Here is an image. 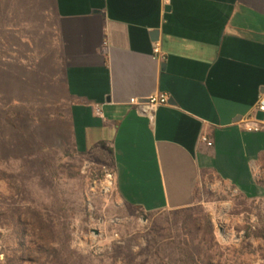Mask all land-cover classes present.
Listing matches in <instances>:
<instances>
[{
    "label": "crops",
    "instance_id": "1",
    "mask_svg": "<svg viewBox=\"0 0 264 264\" xmlns=\"http://www.w3.org/2000/svg\"><path fill=\"white\" fill-rule=\"evenodd\" d=\"M1 9L0 31L25 47L17 61L62 89L77 149L110 151L125 204L191 208L209 177L260 195L264 131L240 121L264 94V0H2ZM159 94L166 105L129 103Z\"/></svg>",
    "mask_w": 264,
    "mask_h": 264
},
{
    "label": "rangeland",
    "instance_id": "2",
    "mask_svg": "<svg viewBox=\"0 0 264 264\" xmlns=\"http://www.w3.org/2000/svg\"><path fill=\"white\" fill-rule=\"evenodd\" d=\"M24 52L15 34L0 31V264L15 256L21 262L13 264H38L47 243L60 252L47 264H173L171 248L190 214L125 204L113 187L110 151L77 149L62 89L45 72L25 70L17 61ZM254 174L259 196L209 177L192 207L199 227L210 223L220 262L264 264L263 241L246 237L264 229V157ZM10 209L21 212L20 234L17 219L6 218ZM30 213L50 230L33 228Z\"/></svg>",
    "mask_w": 264,
    "mask_h": 264
},
{
    "label": "trees",
    "instance_id": "3",
    "mask_svg": "<svg viewBox=\"0 0 264 264\" xmlns=\"http://www.w3.org/2000/svg\"><path fill=\"white\" fill-rule=\"evenodd\" d=\"M5 178V174L0 171V179ZM254 196H246V198H252ZM11 210V209H10ZM20 210V208H19ZM22 211V210H21ZM195 208L184 209L183 212L189 213V217L186 222L183 223V234L181 238L175 242V245L171 248L173 255V264H227V262H220L217 260L215 253H217L216 248L220 247L215 240L214 233L210 223L205 219L203 227H199L198 223L201 217H194ZM21 212L18 209H12L11 213L6 214V218L16 221V227L18 233L23 232V227L18 221V216ZM152 213V212H148ZM5 214V213H4ZM29 216L33 219V228H37L40 231L50 230V226L46 222L39 220L35 217V214L30 213ZM247 238L261 239L264 243V229L260 228L252 232L246 233ZM46 248L39 252V259L36 263L47 264L51 261L60 260V252L56 247L50 246L49 243ZM22 246L20 249H23ZM264 259V254H263ZM12 264L16 262H21L19 257H14L9 260ZM44 261V262H42ZM10 263V264H11Z\"/></svg>",
    "mask_w": 264,
    "mask_h": 264
},
{
    "label": "built area",
    "instance_id": "4",
    "mask_svg": "<svg viewBox=\"0 0 264 264\" xmlns=\"http://www.w3.org/2000/svg\"><path fill=\"white\" fill-rule=\"evenodd\" d=\"M153 58L156 60H163L164 54L161 50V44L159 42H155L153 45ZM168 102V97L165 94H159L157 96H152L147 99L146 103L140 102L136 98H132L129 100V103L134 106H139L141 104L148 105H166ZM262 113L263 119H257V114ZM240 123L243 126V130L248 133H259L264 131V94H262L256 104L254 105L252 111L247 114ZM202 142H204L207 146H211L212 143L206 138L202 137Z\"/></svg>",
    "mask_w": 264,
    "mask_h": 264
},
{
    "label": "water",
    "instance_id": "5",
    "mask_svg": "<svg viewBox=\"0 0 264 264\" xmlns=\"http://www.w3.org/2000/svg\"><path fill=\"white\" fill-rule=\"evenodd\" d=\"M156 34V33H155ZM257 119L262 120L263 119V114L262 113H258L257 114Z\"/></svg>",
    "mask_w": 264,
    "mask_h": 264
}]
</instances>
